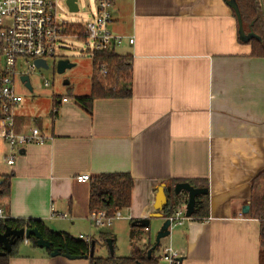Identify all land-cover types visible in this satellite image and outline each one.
Wrapping results in <instances>:
<instances>
[{"label":"crops","instance_id":"crops-1","mask_svg":"<svg viewBox=\"0 0 264 264\" xmlns=\"http://www.w3.org/2000/svg\"><path fill=\"white\" fill-rule=\"evenodd\" d=\"M110 13V30L124 36L114 51L131 56L130 97L96 98L90 113L74 100L81 94L71 85L61 96L65 102L52 94L43 112H33L32 100L23 98L14 108V131L36 126L49 138L14 151L12 164L0 138V176H10L1 200L6 213L39 219L76 238L89 236L96 241L93 255L97 246H106L101 234L115 244L123 228L142 249L148 239L154 242L151 231L162 219L151 217L134 237L130 221L153 212L157 187L199 179L208 188V216L192 214L161 243L179 252V264H260V223L250 211L254 181L264 171V57L253 55L251 44L239 37L225 0H113ZM90 79L82 94L90 91ZM106 172H128L134 182L130 205L111 232L105 228L113 224L97 227L88 218L91 180ZM80 174L90 180L78 181ZM160 245L158 264H167ZM8 264L90 263L87 257L52 256L23 240Z\"/></svg>","mask_w":264,"mask_h":264},{"label":"trees","instance_id":"trees-1","mask_svg":"<svg viewBox=\"0 0 264 264\" xmlns=\"http://www.w3.org/2000/svg\"><path fill=\"white\" fill-rule=\"evenodd\" d=\"M243 24V30L246 34L250 33L247 40L251 44V53L256 56L264 57V16L260 5V0H235ZM234 13V11H233ZM235 15V13H234ZM64 33L76 35L77 38L84 39L83 27L78 23L66 24ZM92 75L90 79V91L87 94L74 95V100L81 105L87 112H91L92 102L96 98H127L131 95V75L132 62L130 55L118 54L114 50L95 51L92 55ZM103 64L107 72L101 74L100 65ZM9 175L2 178L0 183V194L6 195L9 191ZM177 179L172 180L174 184ZM187 181V180H185ZM193 186L206 187V182L195 179L188 180ZM133 178L128 172H106L93 177L90 184L89 206L91 209L103 208L108 214H113L116 210L127 208L130 205L131 190L133 187ZM257 185H261L257 189ZM185 193H168L167 203L163 207L165 215H170L175 208L186 203ZM251 215L256 217L260 223V264H264V171H262L254 181V193L251 200ZM208 216V195L196 196L195 211L192 217L201 219ZM134 220V219H133ZM130 221V225L132 221ZM6 225L12 227H36L42 233L43 237L51 242V247L46 248L50 253L53 248H58L61 252L66 248L71 255L84 257L87 256L90 264H158L156 255L157 247L152 249L150 255L147 250L152 246V241L147 240L144 248L132 247V252L127 256L107 255L88 256L91 241H85L73 237L63 231H53L45 226L39 219H14L0 220V232ZM143 228L130 226V236L134 237L137 232ZM104 244L106 238L111 236L108 233L101 234ZM112 238V237H111ZM23 239H18L17 243L5 255L0 256V264H8L9 258L16 254V246ZM28 241L33 246L36 245L34 237H29ZM94 242H96L94 240ZM114 246V240L112 239Z\"/></svg>","mask_w":264,"mask_h":264},{"label":"built area","instance_id":"built-area-1","mask_svg":"<svg viewBox=\"0 0 264 264\" xmlns=\"http://www.w3.org/2000/svg\"><path fill=\"white\" fill-rule=\"evenodd\" d=\"M113 0H96V10L92 17L82 24L87 53L92 55L95 51L114 50L123 37L115 34L109 28L112 20L110 7ZM58 0H0V138L7 144L10 152L6 162L12 164L15 152L27 144L44 143L49 136L38 127L33 126L26 132H15L13 128L14 108L22 101V95L15 87V81L20 75L19 59L25 60L26 70H35L34 59L52 58L59 40L66 35L64 26L56 15ZM76 36V35H75ZM129 43L134 42L133 36L128 37ZM42 68V67H39ZM101 74L107 72L106 67L100 65ZM22 82V81H21ZM24 83V82H22ZM44 85H48L45 80ZM66 96L60 98L65 102ZM57 104H53L51 113L56 114ZM78 181L90 180L89 174L76 176ZM2 177L0 176V183ZM0 194V220H7L10 216L6 213ZM53 211V205H51ZM94 226L109 227L116 220L123 218L121 210L108 214L103 208L92 209L88 215ZM166 218L169 220V230L175 225L182 224L191 217L186 216L185 209L178 207ZM147 229V227H145ZM78 237L90 241V237L79 234ZM25 242L27 239H24ZM160 258L167 264H179V252L170 242L160 245Z\"/></svg>","mask_w":264,"mask_h":264},{"label":"rangeland","instance_id":"rangeland-1","mask_svg":"<svg viewBox=\"0 0 264 264\" xmlns=\"http://www.w3.org/2000/svg\"><path fill=\"white\" fill-rule=\"evenodd\" d=\"M78 4L79 10L77 12H70L65 4V0H58L56 8L58 21L64 23L86 22L90 15L95 12V0H78ZM85 48L86 41L84 39L75 36L62 37L57 44L55 56L47 58L48 68H35V70L29 71L28 73H25L27 72L25 60L19 59L17 69L19 70L20 75L27 74L29 76L33 91L30 92L20 81L19 77L15 81V87L18 92L23 94V102L32 100L31 105L33 112L38 113L43 112L45 109H50L52 94L58 95L59 97L67 95L70 92L68 85L73 86L74 91L77 93L82 94L87 92L89 77L91 76L93 69L91 55L87 53ZM60 59H67L73 65L66 68L62 73H58L56 70V64ZM45 80L48 82V85H44ZM66 81L68 83H65ZM1 153L2 151L0 150V154ZM1 167H3V162L0 155V168ZM121 223L124 222H119L118 225ZM114 224L116 225L117 223ZM114 224L109 228H105L108 229L106 231L111 232ZM119 228L123 227L120 226ZM96 230L98 234L103 229ZM120 232L121 234H118L117 242L114 244V255H130L128 249L135 245L133 244V239L129 237V233L126 229L124 230L123 228ZM154 233V230H152L151 234L155 237L156 233ZM142 236H144V233H142ZM163 240L164 238L161 239V241ZM95 255L107 256L109 255V249L107 246H97ZM161 262H159V264H162Z\"/></svg>","mask_w":264,"mask_h":264},{"label":"water","instance_id":"water-1","mask_svg":"<svg viewBox=\"0 0 264 264\" xmlns=\"http://www.w3.org/2000/svg\"><path fill=\"white\" fill-rule=\"evenodd\" d=\"M225 2L232 8L235 13L237 24H238V35L243 40H248L250 38V33L246 34L243 30V24L240 16L239 8L235 2V0H225ZM65 4L68 7L70 12H77L79 10L78 0H65ZM260 5L263 11L264 16V9L262 0H260ZM34 64L37 68H48V64L46 63L45 59L37 58L34 59ZM73 64L69 62L67 59H60L56 64V70L58 73H62L66 68L71 67ZM20 80L24 82V85L32 89L30 85V80L28 75L20 76ZM65 83H68L67 81ZM172 188V192L174 194L185 193L187 196L186 204H185V214L186 216H191L195 211V203H196V196L204 195L208 193L207 187L202 186H193L188 181H178L175 182L172 186H167L165 183L160 184L156 189V194L154 197V201L152 203L153 212L148 214V217L139 218L132 221V226L138 227H148L150 224V218L156 217L162 219V224L158 228L155 234L154 242L152 246L147 250V254L150 255L152 249L158 247L161 243V239L167 237L170 234L169 230V220L166 218V215L163 213V207L167 203V194L165 189L170 190ZM249 209V205L246 204L243 206L242 211L247 212ZM34 237L36 241V245L41 248H50L51 242L45 239L42 233L36 227H12L10 225H6L4 230L0 232V256L5 255L9 252L12 247L17 243L18 239H29V237ZM106 244L109 249V253L111 255L114 254V246L112 243V238H106ZM90 251L88 256H93L94 254V241L92 240L90 243ZM52 256L62 254L68 258H77L80 256L71 255L68 250L65 248L63 252H61L58 248H53L50 252ZM87 257V256H84Z\"/></svg>","mask_w":264,"mask_h":264}]
</instances>
